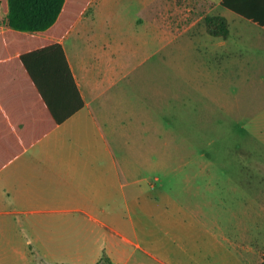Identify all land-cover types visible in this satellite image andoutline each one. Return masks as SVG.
Masks as SVG:
<instances>
[{
  "label": "crops",
  "instance_id": "1",
  "mask_svg": "<svg viewBox=\"0 0 264 264\" xmlns=\"http://www.w3.org/2000/svg\"><path fill=\"white\" fill-rule=\"evenodd\" d=\"M222 1L91 0L62 39L11 28L8 0L0 6V264H141L131 246L153 255L137 227L162 201L147 197L163 194L121 176L113 143L125 126L108 83L119 67L114 46L97 42L96 17L127 12L171 51L201 33L215 59L264 84V0ZM209 2L227 20L225 37L195 30Z\"/></svg>",
  "mask_w": 264,
  "mask_h": 264
},
{
  "label": "rangeland",
  "instance_id": "2",
  "mask_svg": "<svg viewBox=\"0 0 264 264\" xmlns=\"http://www.w3.org/2000/svg\"><path fill=\"white\" fill-rule=\"evenodd\" d=\"M213 6L203 4L199 14L218 13ZM109 15L96 21L97 42L114 46L113 66L119 67L108 82L125 126L114 154L125 159L124 181L134 174L163 194L147 197L162 201L143 210L140 244L171 263L261 264L264 84L215 59L201 33L193 42L185 36L174 51L158 49L153 28L121 10ZM206 17L196 31L207 26ZM130 249L141 264H161L144 249Z\"/></svg>",
  "mask_w": 264,
  "mask_h": 264
},
{
  "label": "trees",
  "instance_id": "3",
  "mask_svg": "<svg viewBox=\"0 0 264 264\" xmlns=\"http://www.w3.org/2000/svg\"><path fill=\"white\" fill-rule=\"evenodd\" d=\"M90 2L91 0H8L9 25L13 29L31 30L38 35L62 39ZM222 4L230 7L228 0H223ZM0 6L6 10V0H0ZM206 22L212 35L227 36L228 23L224 17L209 15ZM261 264H264V259Z\"/></svg>",
  "mask_w": 264,
  "mask_h": 264
}]
</instances>
